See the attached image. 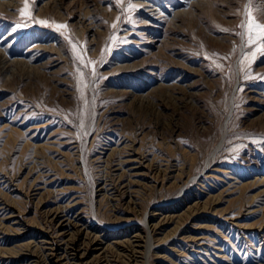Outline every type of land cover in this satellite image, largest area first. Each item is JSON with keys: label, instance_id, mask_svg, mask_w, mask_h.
Returning <instances> with one entry per match:
<instances>
[{"label": "rangeland", "instance_id": "1", "mask_svg": "<svg viewBox=\"0 0 264 264\" xmlns=\"http://www.w3.org/2000/svg\"><path fill=\"white\" fill-rule=\"evenodd\" d=\"M25 2L0 0V264L69 251L53 209L92 264H264V0Z\"/></svg>", "mask_w": 264, "mask_h": 264}, {"label": "bare ground", "instance_id": "2", "mask_svg": "<svg viewBox=\"0 0 264 264\" xmlns=\"http://www.w3.org/2000/svg\"><path fill=\"white\" fill-rule=\"evenodd\" d=\"M104 152V151H103ZM134 152V151H133ZM98 156H101L100 154L98 155ZM97 156V157H98ZM103 158V157H102ZM106 159V158H105ZM100 160V159H99ZM98 160V161H99ZM39 174V173H38ZM4 176V175H3ZM102 179V178H101ZM184 184V183H183ZM101 185V184H100ZM99 188V187H98ZM105 188V187H104ZM107 188V187H106ZM185 188V187H184ZM108 190V189H107ZM98 191V190H97ZM105 192V191H104ZM101 194V193H100ZM6 203V202H5ZM137 203V202H136ZM11 205V204H10ZM2 206V205H1ZM52 206V205H51ZM50 206V207H51ZM10 208V207H9ZM157 209H162V208H157ZM45 210V209H44ZM61 210H62V208H61ZM66 210V209H65ZM64 211V210H63ZM5 212V211H4ZM65 212V211H64ZM69 212V211H68ZM14 213V212H13ZM46 213H48V212H46ZM156 213V212H155ZM4 214V213H3ZM2 214V215H3ZM45 214V213H44ZM43 214V215H44ZM158 214V213H157ZM4 215H6V214H4ZM51 215H52V217H54V218H58V222H59V224L62 226V228L64 229H62L63 231H65V232H67V231H69L70 233H71V235H73V237L71 238V241H69L68 243L66 242V246H68V248H69V251H65L64 253H62L61 251H59L60 253H62V254H58V256L56 257V259L55 260H53L52 259V261H50V262H53V264L54 263H58V260H62V258L64 259V261L61 263V264H92L91 262H89V260L88 259H91V257L90 258H88V254H89V250H91L92 249V245H96V247H97V245H100L101 243L99 242V240H100V237H98L95 233V235L96 236H94L93 237V239H91L89 242V246L90 247H88V245H86L87 243H86V240H87V237L89 238V236H87L88 234H87V232H86V225H83V226H81V227H77V229L75 230V231H71V229L73 228V227H76L77 225H79L80 224V219H78L77 217H75V218H73V219H71L67 214H61L60 213V211H57V210H55V209H53V210H51ZM8 216V215H7ZM19 216V215H18ZM45 216V215H44ZM48 218V217H47ZM46 218V219H47ZM148 220V219H147ZM48 221H50L51 222V220H48ZM160 221H162V220H160ZM159 221V222H160ZM21 222V221H20ZM19 222V223H20ZM24 222V221H23ZM53 223V222H52ZM150 223V222H149ZM149 223H147V225H149ZM153 223V222H152ZM21 224V223H20ZM160 224V223H159ZM159 224H157V225H159ZM31 225H35V224H31ZM39 225V224H38ZM37 225V226H38ZM51 225V224H50ZM53 225V224H52ZM155 225H156V223H155ZM36 226V227H37ZM44 226V225H43ZM46 226V225H45ZM48 226V225H47ZM138 226V225H137ZM4 227H6V226H4ZM8 227V226H7ZM20 227V226H19ZM25 227V226H24ZM40 227V226H39ZM160 227V226H159ZM16 228V227H15ZM95 228V227H94ZM54 229H55V227H54ZM145 229H147V228H145ZM156 230L158 229V228H155ZM154 229V230H155ZM24 230V233H28V231L29 232H31L32 231V233H31V236H36V231L37 230H31V229H28V226L26 225V227H25V229H23ZM56 230V229H55ZM54 230V231H55ZM136 230L137 229H134V227H132V230H127V232H126V234L125 235H128V237H125V238H121V239H119V240H116V243L117 244H119V247L120 248H118V249H120V250H122V251H125V253L128 255V257L131 259V260H137L136 258H137V254H136V252L138 251V249H137V247L138 246H140L141 245V241H142V236H141V233L140 232H136ZM16 231V230H15ZM17 231H19V230H17ZM59 231V230H58ZM63 231H61V232H63ZM87 231H89V230H87ZM48 232V231H47ZM47 232H44V233H42L41 234V232H40V230L38 231V236L41 234V236H43L44 238H45V242H46V240H48V243H51V249L52 250H54L55 248L57 249V248H59L58 246H52V244L54 243V242H51V241H49L50 239H53L52 238V235H50L49 233H47ZM60 232V233H61ZM19 233V232H18ZM64 233V232H63ZM154 234H155V232H153ZM87 234V235H86ZM92 234V233H91ZM119 234H121V233H119ZM118 234V235H119ZM57 235V234H56ZM93 235V234H92ZM58 236V235H57ZM63 236H64V234H63ZM87 236V237H86ZM23 237V236H22ZM67 237H69V236H67ZM60 238V237H59ZM22 239V238H21ZM67 239V238H66ZM146 239H147V243H148V249L149 250H151L152 249V243H153V238H152V235L151 236H148V237H146ZM40 240V239H39ZM42 240V239H41ZM57 240V239H56ZM68 240V239H67ZM21 241V240H20ZM32 241H34V240H32ZM58 241V240H57ZM65 241V240H64ZM24 242V241H23ZM31 242V241H30ZM29 242V243H30ZM44 242V241H43ZM59 242V241H58ZM146 242V241H145ZM28 244V243H27ZM30 244H32V243H30ZM38 244V243H37ZM20 245H21V243H20ZM33 245V244H32ZM40 245V244H39ZM65 246V247H66ZM64 247V248H65ZM96 247H94V248H96ZM30 248V247H29ZM35 249H37V248H35ZM22 250V249H21ZM25 250V249H24ZM38 250V249H37ZM37 250H35V251H37ZM40 250H42L41 248H40ZM26 251V250H25ZM16 252V251H15ZM43 252V251H42ZM49 252H50V250H49ZM103 252V251H102ZM101 252V253H102ZM120 252V251H119ZM6 253V252H5ZM4 253V254H5ZM10 253H12V252H10ZM9 253V254H10ZM22 253V252H21ZM28 253H30V252H28ZM27 253V254H28ZM13 254V253H12ZM14 254H16V253H14ZM35 254V253H34ZM34 254H28V255H26V258L24 257V260H30V261H32V262H34V263H32V264H37V262H38V257H36V258H34V256H36V255H34ZM54 256L55 255H57V253H55V252H53L52 253ZM123 254V253H122ZM125 254V255H126ZM39 255V254H38ZM108 255H109V253H108ZM120 255V254H119ZM124 255V254H123ZM124 255V256H125ZM146 255V254H145ZM148 255V254H147ZM15 256V255H14ZM13 256V257H14ZM91 256V255H90ZM93 256H94V254H93ZM96 257H97V255H95ZM42 257V256H41ZM45 257V256H44ZM95 257V258H96ZM104 257V256H103ZM144 257V256H143ZM65 258H66V260H65ZM100 258V257H99ZM120 258V257H119ZM96 259H98V257L96 258ZM117 259H118V257H117ZM123 259V258H122ZM146 259H147V257H146ZM14 260V259H13ZM41 260V259H40ZM92 260H93V258H92ZM42 261V260H41ZM98 261V263H99V261L100 260H97ZM119 261H121V260H118V263H119ZM149 261V260H148ZM48 262V261H47ZM61 262V261H60ZM123 262V261H122ZM260 262V261H259ZM259 262H258V264H259ZM101 264H102V262H100ZM261 263V262H260ZM6 264H7V262H6ZM26 264H28V263H26ZM30 264V263H29ZM126 264V263H125Z\"/></svg>", "mask_w": 264, "mask_h": 264}, {"label": "snow or ice", "instance_id": "3", "mask_svg": "<svg viewBox=\"0 0 264 264\" xmlns=\"http://www.w3.org/2000/svg\"><path fill=\"white\" fill-rule=\"evenodd\" d=\"M27 7L28 5L26 0L24 8L19 10L21 17H28L30 15V13L26 11ZM129 7H132V5L129 4ZM250 7H251V0H249V4L246 5V8L250 9ZM248 15L250 16V23L248 24V28L250 29L251 32V35L249 36V43L255 45L257 42H260L262 45H264V23L258 22L256 18L251 15L250 11L248 12ZM41 23H47V22L41 21ZM15 27L16 28L26 27V24L17 23ZM56 27L59 29V28H64L66 26L60 24V25H56ZM259 51L261 52V54H264V47H261Z\"/></svg>", "mask_w": 264, "mask_h": 264}]
</instances>
